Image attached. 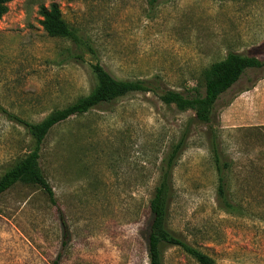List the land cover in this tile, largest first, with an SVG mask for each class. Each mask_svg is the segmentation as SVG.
<instances>
[{
    "label": "rangeland",
    "instance_id": "374dc122",
    "mask_svg": "<svg viewBox=\"0 0 264 264\" xmlns=\"http://www.w3.org/2000/svg\"><path fill=\"white\" fill-rule=\"evenodd\" d=\"M57 4L80 42L49 36L40 6ZM234 52L264 60V0H11L0 17V105L29 122L88 94L99 62L117 79L203 91V71ZM230 168L219 206L208 126L132 92L51 128L39 163L54 202L16 183L0 195V264H149L148 201L169 147L167 225L215 264H264V66L245 70L215 102L212 121ZM27 130L0 112V175L32 150ZM164 264H199L178 247Z\"/></svg>",
    "mask_w": 264,
    "mask_h": 264
},
{
    "label": "trees",
    "instance_id": "16d2710c",
    "mask_svg": "<svg viewBox=\"0 0 264 264\" xmlns=\"http://www.w3.org/2000/svg\"><path fill=\"white\" fill-rule=\"evenodd\" d=\"M10 1L0 0V17L7 11V4ZM158 1L148 0L151 6ZM38 12L42 17L41 25L49 36L64 38L74 43L80 42L78 32L63 19L57 4L42 5ZM263 66L264 60L230 52L223 59L213 62L204 69L202 92L193 88V93L186 95L174 90L160 91L156 81L152 80L117 79L110 75L99 62H95L91 64V71L96 80L94 88L88 94L80 96L65 107L55 109L38 122H29L0 105V112L9 121L22 125L34 141L32 150L0 175V195L20 182L38 186L47 194L51 202H54L53 191L39 163L41 145L51 128L72 116L87 113L101 103H110L132 92L150 91L155 93L159 100L166 105L174 104L181 111H194L196 121L209 125L208 148L218 180L217 198L219 206L227 212H231L235 209V205L226 194L223 178L224 171L230 168V161L224 157L218 145L216 130L210 125L213 109L218 97L228 90L245 70ZM185 143L186 134L169 147L160 162L158 182L148 201L150 223L147 233V256L149 264H164V249L169 246L180 248L199 264H215L212 257L174 233L167 225L169 207L174 196L172 171ZM59 258L60 255H57L55 264H58Z\"/></svg>",
    "mask_w": 264,
    "mask_h": 264
}]
</instances>
